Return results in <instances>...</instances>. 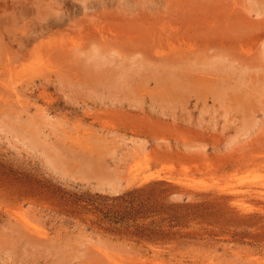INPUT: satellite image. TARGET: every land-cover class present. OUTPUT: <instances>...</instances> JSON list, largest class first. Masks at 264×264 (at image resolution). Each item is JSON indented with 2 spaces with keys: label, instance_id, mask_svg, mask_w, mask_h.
Returning a JSON list of instances; mask_svg holds the SVG:
<instances>
[{
  "label": "rangeland",
  "instance_id": "1",
  "mask_svg": "<svg viewBox=\"0 0 264 264\" xmlns=\"http://www.w3.org/2000/svg\"><path fill=\"white\" fill-rule=\"evenodd\" d=\"M127 1L0 0V264H264V0Z\"/></svg>",
  "mask_w": 264,
  "mask_h": 264
},
{
  "label": "bare ground",
  "instance_id": "2",
  "mask_svg": "<svg viewBox=\"0 0 264 264\" xmlns=\"http://www.w3.org/2000/svg\"><path fill=\"white\" fill-rule=\"evenodd\" d=\"M171 0H169V2H170ZM173 1H175V0H173ZM178 1H180V0H178ZM176 2V1H175ZM130 1L128 0L124 5L125 6H129L130 4ZM132 4H135V2H134V0H133V2H132ZM177 4H178V2H177ZM5 5V4H4ZM180 5H182V3H180L179 4V6ZM54 23H56V22H54ZM167 38H169V37H167ZM171 39V38H170ZM178 39V38H177ZM169 40V39H168ZM167 40V41H168ZM174 40V39H173ZM173 40L171 41V40H169V42L167 43V45H164L165 43H166V41H165V43L163 44V45H160L159 47H158V50L159 51H164V52H170V50H173L175 47H176V43L175 42H173ZM190 42V41H189ZM182 45H184L183 43H182ZM158 46V45H157ZM155 48V47H154ZM177 48V47H176ZM179 48H181V46L179 47ZM183 48H185V47H183ZM186 49V48H185ZM155 50H156V48H155ZM153 51V50H152ZM160 54V53H159ZM99 57V56H98ZM160 59H162V58H160ZM163 60V59H162ZM164 61V60H163ZM165 62V61H164ZM165 64H166V62H165ZM171 64V63H170ZM168 66V65H167ZM168 70V69H167ZM155 71V70H154ZM163 71V70H162ZM164 72V71H163ZM173 72V74H174V71H172ZM172 72H171V74H172ZM170 72L168 71V74H169ZM161 74H162V72H161ZM176 74H178L177 72H176ZM161 77H163L162 75H161ZM176 77H177V75H176ZM172 78V77H171ZM170 78V79H171ZM156 79H158V78H156ZM163 79H164V77H163ZM174 78H172V80H173ZM165 80V79H164ZM176 80V79H175ZM175 80H173V81H175ZM160 81V80H159ZM161 82V81H160ZM159 82V83H160ZM158 83V84H159ZM173 84H175V82L173 83ZM160 85H162V82H161V84ZM164 85V84H163ZM168 85V84H167ZM165 86V85H164ZM178 86V85H177ZM181 86V85H180ZM180 86H178L179 88H180ZM185 86V85H184ZM173 87H174V89H176V87H175V85H173ZM177 87V88H178ZM183 87V86H182ZM181 87V88H182ZM188 87V86H187ZM165 88V87H164ZM178 88V90H180ZM166 89V88H165ZM173 89V90H174ZM183 89H185V88H183ZM182 89V90H183ZM165 90H162L161 92H164ZM166 91H167V89H166ZM166 91H165V94H166ZM181 91V90H180ZM171 92V91H170ZM179 92V91H178ZM172 93V92H171ZM163 94V93H162ZM176 95V94H175ZM161 96V95H160ZM163 96V95H162ZM172 98V97H171ZM178 98V97H177ZM18 101H20L19 99H18ZM43 110H45V108H43ZM46 111V110H45ZM44 114H46V113H44ZM149 125V124H148ZM140 127V126H139ZM38 133V132H37ZM47 147V146H46ZM51 148V147H50ZM48 149H49V147H48ZM65 150V149H64ZM69 152H71L70 150H68ZM61 152V151H60ZM59 152V153H60ZM65 152V151H64ZM57 153V152H56ZM56 153H55V155H56ZM63 153V151L61 152V154ZM58 154V153H57ZM64 154V153H63ZM62 154V155H63ZM59 155V154H58ZM62 155H59V156H61L62 157ZM65 155V154H64ZM58 156V157H59ZM68 156H69V154H68ZM259 156V155H258ZM261 156V155H260ZM53 157L55 158V156H52V159H53ZM73 157V156H72ZM75 157H76V155H75ZM64 157H62V159H63ZM84 158H85V156H84ZM83 158V159H84ZM60 159V158H59ZM70 159V158H69ZM76 160H78V158H75ZM90 159V158H89ZM73 161L74 159H70V161ZM86 160V159H85ZM55 161L57 162L58 161V163H59V161H64V160H56L55 159ZM55 162V163H56ZM57 163V164H58ZM257 163H264V157L263 158H254V156H252V158L251 157H249L248 158V160L245 162V165H247V166H249V165H254V164H257ZM61 164V162L59 163V165ZM64 164H65V162H64ZM63 165V164H62ZM62 165H60V166H62ZM66 165V164H65ZM258 178H252V179H249L248 180V182L247 183H249L248 184V188L245 190V191H243V192H235V193H233V195H234V198H237V196H240V195H245L246 193H248V194H256V195H260V196H263L264 197V176H257ZM26 225H28V226H32V227H30L32 230H33V224L31 223V222H29V221H26V223H25ZM35 229H34V231L35 232H37V233H39V234H41L42 232L35 226L34 227ZM64 255V254H63ZM118 264H126V263H124V261L123 260H120L119 262H118ZM147 264H149L148 262H147ZM150 264H158V263H154V262H152V261H150Z\"/></svg>",
  "mask_w": 264,
  "mask_h": 264
}]
</instances>
